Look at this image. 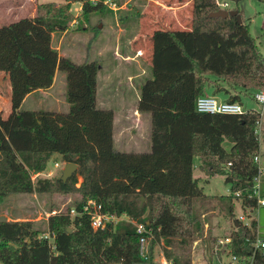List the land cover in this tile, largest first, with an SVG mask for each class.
<instances>
[{
  "label": "trees",
  "instance_id": "trees-1",
  "mask_svg": "<svg viewBox=\"0 0 264 264\" xmlns=\"http://www.w3.org/2000/svg\"><path fill=\"white\" fill-rule=\"evenodd\" d=\"M75 1L82 2L87 19L106 4L42 2L34 16L0 25V71L11 74L13 109L31 91L50 87L56 71L66 73L69 103L66 111L33 112L32 123L25 126L30 147L0 148V204L11 193L76 192L77 209L95 199L106 212L144 221L153 243L165 239L168 259L191 264L193 243L204 233L195 202L209 196L200 184L202 176L194 174L198 167L207 176L225 175L229 185L233 228L228 253L264 264V246H255L264 235L252 216L260 173V112L252 107L216 113L197 109L198 97L208 88L212 95L224 92L226 100L241 104L242 94L257 100L256 92L264 90V52L251 33L250 19L210 16L220 8L216 0H193L190 28L152 33L151 76L140 84L138 100V110L151 113L152 145L149 151H123L114 147V110L98 106L99 63H78L60 55L52 43L54 32L69 29ZM56 153L78 169L66 181L61 175L33 180L32 173L43 171ZM234 198L247 219L237 217ZM69 209L49 216L48 236L32 220L0 219V264H154L141 257L133 222L94 229L87 214L71 216Z\"/></svg>",
  "mask_w": 264,
  "mask_h": 264
},
{
  "label": "rangeland",
  "instance_id": "rangeland-1",
  "mask_svg": "<svg viewBox=\"0 0 264 264\" xmlns=\"http://www.w3.org/2000/svg\"><path fill=\"white\" fill-rule=\"evenodd\" d=\"M48 1L57 3V6L65 5V1L61 2V0H0V25L22 17L34 16L37 14L39 2ZM115 1L116 5L112 7H116V10L111 9V4L106 3L103 10L92 12L90 20L82 14V9L79 10V2H73L70 12L74 18L70 22L68 32L65 36H62L63 31L55 32L52 43L60 55L70 56L78 63L86 59L99 63L101 67L98 71V106L114 110V147L124 151L142 150L138 145L145 147L146 141L151 143V113L142 112L138 121L136 118L133 120V116H135V108L138 107L139 84L151 76L152 33L158 28L191 26L189 21L193 16L194 3L179 10L177 7L182 0ZM124 3L126 7L119 10L118 6ZM234 8L239 9L245 20L250 19L251 33L257 38L264 52V2L242 0L237 4L231 1L230 9ZM100 24L102 27L97 32L96 26L99 27ZM181 24L185 25L181 26ZM139 31L143 33L139 34ZM62 74L66 76L65 72L59 71V79L55 87L56 91L61 93L57 106L48 105L43 100V104L37 105V108L57 110L61 107L59 108L61 111L68 110L69 106L67 104L65 108L63 100L67 78L66 88H63L60 82ZM35 100H39L38 97H35ZM242 100L243 108H261V104L248 95L242 94ZM30 103L28 102L26 107ZM146 116L149 118L148 123L145 121ZM261 126L260 169L264 168V122ZM230 144L227 142L226 146L230 147ZM55 162H59L60 167H55ZM64 162L61 156L57 154L52 156L47 167L40 171L41 174L38 176L53 178L61 175ZM195 174L202 176L200 184L204 186L209 196L203 201L195 202L196 213L201 216L204 225V233L193 243L191 264H241L239 260H233V255L228 253V243L224 241L225 236L233 228V219L227 210L230 203V188L225 181V175L218 173L207 176L198 167L195 169ZM33 175L32 173V177ZM257 193L264 195V171L260 173V187ZM79 199L80 195L76 192L11 193L0 204V219L32 220L44 231L41 235L49 234L45 232L49 216L65 211L68 206L71 208ZM232 202L237 217L244 216L245 211L241 202L235 198ZM252 216L258 220L259 234L264 235V206L257 207ZM245 219H247L246 215ZM153 240L150 242V257L146 259L147 262L153 260L154 264H165L166 259L172 261L166 256L165 239L162 237L155 243ZM243 259V264H249L245 258Z\"/></svg>",
  "mask_w": 264,
  "mask_h": 264
},
{
  "label": "crops",
  "instance_id": "crops-1",
  "mask_svg": "<svg viewBox=\"0 0 264 264\" xmlns=\"http://www.w3.org/2000/svg\"><path fill=\"white\" fill-rule=\"evenodd\" d=\"M65 0H61V2H64ZM79 2V10L82 9V2ZM193 0H182L180 2V6L177 7V9L182 10L187 5H191ZM42 2H39V4ZM126 7L125 3L123 5L118 6L119 10H122ZM116 7H112L111 9H115ZM117 8V9H118ZM116 10V9H115ZM138 11L140 8L137 9ZM72 11V8H71ZM34 15V14H33ZM91 18V17H90ZM90 20V19H89ZM76 21V20H73ZM191 22V20L189 21ZM188 23V21H186ZM185 24H181L183 26ZM99 28H101L99 26ZM180 28V27H178ZM184 28H190L189 25H186ZM69 30V29H68ZM68 30L63 31L62 36H65V33L68 32ZM143 33L142 31H139V34ZM55 32L53 33V35ZM143 35V34H142ZM53 41V36H52ZM139 55V54H137ZM130 58V57H127ZM101 67V66H100ZM59 71H56L54 81L50 87L47 88H39L36 90L31 91L26 95L24 100L22 101V104L18 110H14L11 104V74L10 72L6 71H0V148L7 147L12 149H22V148H28L30 147L31 141H30V133L28 132L27 126L28 124H31L33 121V112L36 110H40V108H37V105L43 104V100L46 101V104L48 105H55L57 106V103H59L61 93L56 91L55 87L57 85V80L59 79ZM63 84V88L65 87L66 83V76L62 74L61 81ZM99 83V80H98ZM141 84V83H140ZM140 84H139V90H140ZM67 87V86H66ZM65 87V88H66ZM67 89V88H66ZM66 89L64 91V97L63 100L65 101L64 107L67 108V104L69 106L68 101L66 100ZM206 94L212 95V90L208 89L206 91ZM217 98L219 97V100H226L227 94L224 92H220L218 94H213ZM35 97H38L39 100H35ZM28 102H31L28 107H26V104ZM36 106V107H35ZM138 106V104H137ZM59 107V106H58ZM61 108V107H59ZM53 109L55 111H61V109ZM245 109V108H244ZM50 110V109H45ZM133 120L136 118L140 119V115L142 116V112L138 110V107L134 110ZM115 117V115H114ZM146 122L148 123V116L145 117ZM262 122H264V118L262 119ZM150 139H151V133H150ZM150 144L151 143L146 141V146H148L146 149H143L145 147H142L141 145H138L141 149L133 150V151H149L151 149ZM124 151V150H123ZM57 154V153H56ZM54 154V156H56ZM59 155V154H57ZM60 156V155H59ZM64 162V161H63ZM198 162V161H197ZM65 163V162H64ZM55 164V163H54ZM36 174V173H34ZM41 172H37V176L40 175ZM195 174V172H194ZM195 176H201L196 175ZM33 178V177H32ZM81 179V177H80Z\"/></svg>",
  "mask_w": 264,
  "mask_h": 264
},
{
  "label": "built area",
  "instance_id": "built-area-1",
  "mask_svg": "<svg viewBox=\"0 0 264 264\" xmlns=\"http://www.w3.org/2000/svg\"><path fill=\"white\" fill-rule=\"evenodd\" d=\"M264 2V0H263ZM105 3L111 4L112 7L115 6V2L112 0H105ZM216 4L220 7L219 9H230L229 0H216ZM264 17V11H263ZM258 102L261 104V108L257 109L260 112V119L258 121L257 132L261 133L262 130V119L264 116V91H257L255 94ZM197 109L201 112H242L244 110L242 104L238 101H228V100H219L214 95H201L197 99ZM256 160L259 161L260 157L256 156ZM55 167H60L59 162H55ZM264 171V168L260 169V173ZM51 173V172H49ZM260 173L255 178L256 180V189L259 190L260 187ZM37 177V173L33 175V179ZM258 194V193H257ZM264 206V195H258L257 198V207ZM56 213V212H55ZM71 216L87 214L90 217V223L94 229L105 227L108 224H116L120 220H129L133 222L136 226L137 232L140 234V255L146 260L150 257V242L154 238L152 230L146 227L144 221L133 220L129 218L127 214H117L110 213L103 210V206L100 202L95 199H88L83 205L82 209H77L76 206H71L69 209ZM242 219H245V215L241 216ZM49 234H45L48 236ZM260 235V234H259ZM223 243L222 239L220 240ZM224 241L226 243L230 242V237L225 236ZM255 246H264V239L259 236L255 242ZM233 260H239L243 264L244 259L238 258L236 255H233ZM165 264H175L173 261H168L167 259L164 262ZM231 264V263H229Z\"/></svg>",
  "mask_w": 264,
  "mask_h": 264
},
{
  "label": "water",
  "instance_id": "water-1",
  "mask_svg": "<svg viewBox=\"0 0 264 264\" xmlns=\"http://www.w3.org/2000/svg\"><path fill=\"white\" fill-rule=\"evenodd\" d=\"M209 15L210 16H222V17L236 16L239 22L243 21V15L240 13L238 9H235V8L234 9H218L216 11L211 12ZM100 27H102V24H100ZM77 169H78V164L76 162H65V165H64V168L61 174V179L63 181H66ZM141 199L143 203L144 197L142 196ZM112 264H124V263L115 262Z\"/></svg>",
  "mask_w": 264,
  "mask_h": 264
}]
</instances>
